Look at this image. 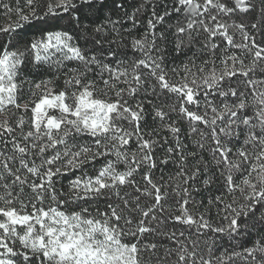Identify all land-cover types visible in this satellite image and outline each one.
<instances>
[{
	"label": "snow or ice",
	"instance_id": "6c2138e0",
	"mask_svg": "<svg viewBox=\"0 0 264 264\" xmlns=\"http://www.w3.org/2000/svg\"><path fill=\"white\" fill-rule=\"evenodd\" d=\"M125 3L0 0V264H264V0Z\"/></svg>",
	"mask_w": 264,
	"mask_h": 264
},
{
	"label": "trees",
	"instance_id": "16d2710c",
	"mask_svg": "<svg viewBox=\"0 0 264 264\" xmlns=\"http://www.w3.org/2000/svg\"><path fill=\"white\" fill-rule=\"evenodd\" d=\"M143 0H126L125 3V10L128 13H131L133 11L134 7L139 6L140 3H142ZM153 2H155V0H153ZM165 3H168L170 5L171 0H165ZM109 7H110V0H109ZM157 11H162V8L158 7ZM108 12V8L105 9L104 13H101L98 19H84L82 17V20L84 23H99L101 20H103L104 15ZM3 10L0 9V15H2ZM115 18V17H114ZM151 18V7L145 8L141 13L138 14V23L136 24L135 28H133L132 22L127 21V19H125V22L123 24V27L125 29H131L132 30V34L135 35H139L141 33H143L146 30L147 27V20ZM178 19V17L173 14L171 16L170 19L167 20L168 24H175L176 20ZM0 22H3L2 20H0ZM44 28H49V29H55V28H63L64 30L67 31H71L73 33V35L77 36V39L79 40V29L71 22L68 14H61V18L58 20H50L48 24H44V23H36L34 24L30 29L27 30V35L25 36V39H30L33 35H39L40 30L44 29ZM162 30V29H161ZM81 46L84 47L85 46V42L83 40H80ZM132 53L129 51V55H131ZM170 59L175 58V63L179 64L180 60L183 59V56H180L179 53H171L170 54ZM69 67H73L75 66L74 64L70 63L68 65ZM51 72L47 69L41 70V72L39 73V75H37L35 78H42L43 76L46 75H50ZM175 118V117H174ZM149 123L151 124V120H149ZM181 127L182 129L185 127V125L183 123H181ZM97 167H99V165H97ZM172 169V165H169L167 167H163L160 169V171L164 172L165 174H167L170 170ZM160 171H158L156 173L157 176H159ZM79 174V173H76ZM73 178V175L71 173H69L66 177L63 178L62 182L66 185L67 181L69 179ZM209 193H205L204 195H208ZM198 199H200L201 197H197ZM258 230H264V229H253L251 231L250 236L242 239L239 241L240 244H243L244 246H250V243L253 239L256 238V232ZM215 239L217 240V248L216 250H222L223 248H228L229 250L232 249V245L236 243V241H232L230 240V238L225 237L223 235L219 236V237H215Z\"/></svg>",
	"mask_w": 264,
	"mask_h": 264
}]
</instances>
